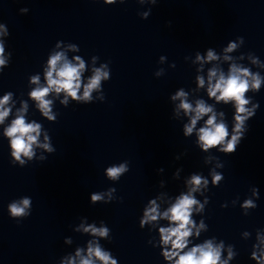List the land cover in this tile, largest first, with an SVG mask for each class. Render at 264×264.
I'll return each mask as SVG.
<instances>
[{"label": "clouds", "instance_id": "clouds-1", "mask_svg": "<svg viewBox=\"0 0 264 264\" xmlns=\"http://www.w3.org/2000/svg\"><path fill=\"white\" fill-rule=\"evenodd\" d=\"M117 2L123 4L126 0H103L106 5H113ZM140 5H155L158 0H136ZM29 10L21 8L20 12L26 14ZM151 9L138 13L141 19H148ZM0 35H9L8 28L5 24L0 23ZM63 41H57L55 48L58 51H51L46 60V66L43 67V76L46 81L41 84L40 75H33L31 83L36 87L32 88L29 93L30 98L36 102V107L43 118L48 121L56 122L57 115L53 113V99H48L50 94H55L57 98L63 94L60 103L65 107L69 105V98L76 104H90L97 99L101 102L105 100L103 84L111 79V69L109 63H102L99 67L92 68L91 76L87 77L85 83L84 74L88 71L85 59L80 55L68 58L67 51L79 52L80 48L74 43H69L67 49L62 48ZM244 45V38L237 37L235 41H229L222 48L221 56L214 48H207L204 53L197 51L191 64L195 66V87L185 90L183 87L177 89L174 94L170 95V101L174 104L172 110V119L178 120L183 113L186 122L182 125V133L185 138H190L194 133L197 138L196 143L202 152H208L215 149L217 152L225 155H232L236 152L241 141L245 138L248 131V121L255 116L259 104H253L251 108L250 99L246 98V93L250 90L259 92L264 85V76L255 72L251 67H245L236 63V57L229 55ZM11 52L5 56V44L0 41V73L9 66ZM247 55L253 65L264 67V63L254 53L240 54L243 58ZM99 57L92 56V63L95 64ZM191 57H185L189 61ZM230 62L227 73L214 62ZM167 57L160 56L159 63L166 62ZM175 68V64L169 65ZM207 67V75L203 74ZM163 68L158 69L154 75L160 77L164 75ZM204 89L207 100L202 96L190 99V95ZM99 93V96H94ZM13 96L11 91L5 92L0 96V125H5V121L13 114ZM212 101V103H209ZM231 105L234 109L232 115L231 128L225 121V112H217V105ZM28 101L22 100L21 107L16 110L14 118L11 119L3 128V137L8 141L10 150V163L25 167L33 160L44 161L45 153L52 154L56 151L53 147L48 131L40 122L36 120H27ZM220 117L218 120L217 117ZM179 121V120H178ZM198 124L200 125L198 127ZM43 135V142L40 137ZM36 149H43V154L38 155ZM180 157L177 156L176 159ZM223 167V163L219 165ZM173 173L176 178L179 171ZM129 171L127 161L112 164L105 168L104 174L107 179L118 182L120 178ZM163 173L164 169L157 170ZM211 183L219 186V182L224 178L222 173H210ZM187 191L181 192L175 197H169L171 201L168 206L161 210V201L164 193L159 192L154 198L148 200L143 208L142 216L139 219V227L144 229L148 227L149 231L158 232V241L153 243L149 239L148 243L154 248H160V256L165 264H229L237 252L233 251L234 246L229 244L227 258L222 259L225 249V242L219 240L214 243L216 237L206 238L202 242L195 243L199 240L202 232L208 231V225L203 218L199 224L193 219V213L204 212L205 203H200L195 193L199 192L202 187H207L209 180L198 173L190 174V178L185 182ZM159 187H165V181L161 180ZM116 192L115 188L108 190L109 199H104V193H90V204L98 203L108 204L112 202L111 193ZM253 196L259 198V190L253 187ZM226 206V205H222ZM242 207L244 209L256 208L257 204L252 199H246ZM32 199L29 196H22L19 199L12 200L7 211L9 217L16 220L17 223L31 215ZM245 215L249 213L245 211ZM160 221H167L166 226L161 225ZM73 231L81 235H87L90 239L86 242V247L77 246L72 253L64 255L58 264H119L116 257L110 250H105L100 243L101 240L111 241V230L106 226L104 221L99 222V226L94 221L89 223L87 217L81 218L80 223L73 228ZM248 235L247 232L244 233ZM256 243H253L249 259L255 261V264H264V234L257 231ZM65 245L73 244L71 237L64 239Z\"/></svg>", "mask_w": 264, "mask_h": 264}]
</instances>
